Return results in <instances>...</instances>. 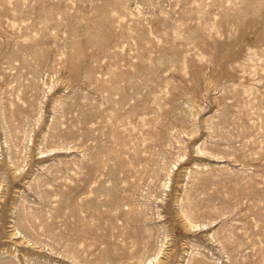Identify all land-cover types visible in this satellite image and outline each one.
I'll return each instance as SVG.
<instances>
[{"label":"rangeland","instance_id":"obj_1","mask_svg":"<svg viewBox=\"0 0 264 264\" xmlns=\"http://www.w3.org/2000/svg\"><path fill=\"white\" fill-rule=\"evenodd\" d=\"M0 264H264V0H0Z\"/></svg>","mask_w":264,"mask_h":264},{"label":"bare ground","instance_id":"obj_2","mask_svg":"<svg viewBox=\"0 0 264 264\" xmlns=\"http://www.w3.org/2000/svg\"><path fill=\"white\" fill-rule=\"evenodd\" d=\"M125 229L126 231L122 232V235L124 240L127 242L124 248V253L126 255L136 257L137 255L145 252L146 249H150L147 228L140 222L139 219H134L131 222L127 221V223H125Z\"/></svg>","mask_w":264,"mask_h":264}]
</instances>
